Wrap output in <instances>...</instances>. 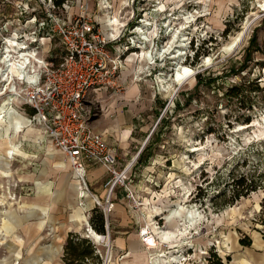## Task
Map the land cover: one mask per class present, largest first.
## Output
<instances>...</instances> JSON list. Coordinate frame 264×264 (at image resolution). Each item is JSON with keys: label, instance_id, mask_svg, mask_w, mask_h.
I'll list each match as a JSON object with an SVG mask.
<instances>
[{"label": "rangeland", "instance_id": "1", "mask_svg": "<svg viewBox=\"0 0 264 264\" xmlns=\"http://www.w3.org/2000/svg\"><path fill=\"white\" fill-rule=\"evenodd\" d=\"M88 2L89 12L97 16L102 30L120 35L117 43L110 44V50L123 59L118 86L100 91L90 103L92 125L97 130L107 129L105 135L117 155V169H126L153 131L142 158L138 156L126 171V183L134 196H127L126 185L121 182L111 195L115 206L107 211V220L113 261L119 254L114 238L124 227L120 223L127 221L137 243H142L140 228L150 227L156 241L151 255L154 259L165 257L167 264H210L215 261L212 251L225 264H250L248 260L254 261L255 253L262 257L264 0ZM82 3L66 0V6L59 7L53 0H0V62L7 54V40L16 35L24 45L35 37H46L40 54L59 63L65 47L53 34L49 13L74 20ZM253 20L241 48L226 50ZM184 66L194 69L195 74L178 83L174 74ZM199 73L200 82L196 77ZM6 79L2 70L0 114L8 125L9 108L23 117L29 112L22 98L12 94V86L19 88L20 80L9 86ZM133 84L138 91L128 98ZM235 85L244 91L232 99L226 93ZM257 86L261 89L256 90ZM247 117L249 123L245 122ZM35 128L38 133H31ZM9 146L5 155L10 169L8 163L6 167L0 163V222L7 211L15 212L22 217L17 231L24 236V227L38 221L34 217L23 223L25 201L40 198L52 212L61 209L63 221L78 207L85 211V225L73 228L87 237V219L93 214L89 207L105 215L96 201L104 204L108 197L106 183L111 174L106 168L102 166L104 173L96 184L89 180L90 191L83 190L68 158L52 145L37 121H28L16 130ZM241 174L255 181L258 188L233 200L232 182ZM45 218L51 220L52 215ZM162 232L172 235L165 239ZM242 239H249L251 244H243ZM257 242L261 243L259 251L253 247ZM99 243L106 249L104 242Z\"/></svg>", "mask_w": 264, "mask_h": 264}, {"label": "built area", "instance_id": "2", "mask_svg": "<svg viewBox=\"0 0 264 264\" xmlns=\"http://www.w3.org/2000/svg\"><path fill=\"white\" fill-rule=\"evenodd\" d=\"M80 7L74 20L49 13L48 22L53 34L64 44L65 53L60 62L54 64L40 54L39 47L46 37H35L27 43L26 52L34 53L36 57L27 56L32 62L27 63L25 75L19 79V88L12 86V94L19 95L25 106L34 111L28 120L40 123L52 145L66 155L83 190L90 191L86 179L88 164L101 165L111 174L106 183L109 188L107 200L104 204L99 199L96 201L105 212L106 231L101 236L106 239L110 238L107 211L110 212L114 205L111 201L114 188L118 182L126 185L130 198L134 191L126 183L127 167L122 171L117 169V155L109 146L106 135L92 125L94 112L89 95L118 86L123 59L110 50V44L117 43L120 35L102 30L97 16L89 12L88 0H83ZM153 235L149 226L140 228V237L147 245L148 237ZM87 237L93 243L97 241L89 233ZM97 242L106 244V241ZM110 249L109 245L102 250L95 247L99 262L86 258L85 264H110L113 258Z\"/></svg>", "mask_w": 264, "mask_h": 264}, {"label": "crops", "instance_id": "3", "mask_svg": "<svg viewBox=\"0 0 264 264\" xmlns=\"http://www.w3.org/2000/svg\"><path fill=\"white\" fill-rule=\"evenodd\" d=\"M137 91V85L133 84L127 92L126 96L128 98H131L135 93H137ZM98 93H91L89 95V103L93 101L92 99L96 97L95 95H97ZM11 109L9 108L7 113L9 119L8 125L5 124L6 120L2 118L0 114V163H2L4 167H6V163H8V158H6L5 153H7V150L11 149L9 145L14 140L16 130H19L23 124H26L29 120H27L25 117H29V115H31L30 107H28L27 109L29 115L25 113V117L21 116L20 113L14 110L12 111ZM17 124L20 125L19 129H16ZM10 130L14 132L12 136L10 135ZM38 131L39 129H36L31 133H38ZM97 131L103 134L107 133V129ZM136 159L137 155L130 162H135ZM7 165L8 167L10 166V160ZM96 165L97 164H88L86 169L87 182H89L90 180L93 185L97 183L98 178L104 173V168L101 165ZM3 175L7 176L8 174H5L3 172ZM74 177L76 178V180H78L76 175ZM72 187H74V189L76 190L75 187H77V185L73 184ZM25 203L26 214H24L23 223L25 225L26 223L28 224V221L34 217L37 218L38 221L34 224L30 222L29 225H26L24 227L23 236L20 235L17 231L21 226L22 217L18 216V214L13 211H7V213H5V216L3 218L1 217V220L3 221L0 222V230L3 234H0V264H20L21 260H23L25 264H66V262L64 261V245L66 243V239L71 232L81 234L77 228L85 225L83 223L87 215H85V211L78 210V207L73 211V213L69 215L67 220L63 221V219L61 218V209H56L54 212H52V207L45 202H42L40 198L32 202L25 201ZM93 209V206L89 207V210L93 211ZM49 214L52 215L51 220L45 218L49 217ZM88 221L89 220L87 219V224ZM48 226L49 231L47 230ZM120 226L124 227L120 228V230L118 231L119 233L114 238L115 252L119 254L116 260H112L111 264H160L161 259L165 258L161 256L154 259L155 257L151 255V251L153 250L152 246L145 244L142 239V243H137L134 239L132 230H130V228H127V226H132L128 221L126 223L121 222ZM73 227L77 228L74 229ZM171 235L172 233H170V236ZM163 236L165 239L169 238H166L165 235ZM94 243V247H98L101 250L103 249L100 243H98L97 241H94ZM260 246L261 243L257 242L253 247L255 251H259ZM4 248L7 251L6 254H4V250H2ZM253 255L252 257L254 261H252V259L248 260L250 264H264V252L262 254V257L259 256L258 253H255Z\"/></svg>", "mask_w": 264, "mask_h": 264}, {"label": "trees", "instance_id": "4", "mask_svg": "<svg viewBox=\"0 0 264 264\" xmlns=\"http://www.w3.org/2000/svg\"><path fill=\"white\" fill-rule=\"evenodd\" d=\"M55 6H62L66 0H53ZM58 64V63H56ZM200 82L202 80V74L199 73L196 76ZM261 87L257 86L256 90H260ZM244 89L240 86H231L227 90V95L232 99H237L242 95ZM31 114H34V111L31 109ZM251 119L249 117L245 118V122L249 123ZM147 149V146L143 149V151L139 154L138 159L140 160ZM247 175L241 174L239 177L233 179L232 186H233V200L239 199L242 196H246L251 191H254L258 188V184L253 181L249 180ZM90 225L91 227L100 233H105L106 228V217L104 213L94 208L93 214L90 217ZM243 244L250 245L251 241L242 239ZM245 242V243H244ZM212 256L214 257L213 263L210 264H225L223 259L216 253L212 251ZM86 258H92L95 262H99V256L95 254V247L92 243V240L88 237H84L79 233L71 232L69 233L66 243L64 245V261L66 264H85ZM215 262V263H214Z\"/></svg>", "mask_w": 264, "mask_h": 264}, {"label": "bare ground", "instance_id": "5", "mask_svg": "<svg viewBox=\"0 0 264 264\" xmlns=\"http://www.w3.org/2000/svg\"><path fill=\"white\" fill-rule=\"evenodd\" d=\"M263 8H264V3H263ZM263 8H262V10H263ZM106 21H108L109 24H115V22H110L111 20L109 21V19H107ZM115 21H116V19H115ZM254 23H255V20L250 21V22L248 21L244 30L239 32L238 35L232 41V43L230 45H227V47H225L226 50L237 51L238 49H240L241 46L243 45V43L245 42L246 37H248L247 35L249 34V31H251ZM112 29L115 32V30H116L115 27H113ZM18 39H19L18 36L15 35L12 38H9L7 40V42H8L7 50H6L7 54H6V57L0 62V72L3 70V74L4 75L6 74V78H7L6 81L9 82L8 83L9 86H11V84H13L16 80H19L22 77H24L25 71L27 69V63L32 62V60L27 59V56L30 55V56L36 57L34 53L26 52L27 46L20 43ZM1 64H5L7 67L4 68ZM194 74H195L194 69H192L188 66H184L181 70L177 71L176 74H174V80L178 83H183L186 80H188L190 77H193ZM8 100H10V99H8ZM19 128H20V125L17 124L16 129H19ZM148 137H150V136H148ZM137 157H138V154H137ZM131 164H132V162L129 163V166L127 165V170L130 168ZM114 206H115V204L113 205V207ZM180 213H181L180 211H175L174 214L178 216V215H180ZM88 233H89L90 237L96 239L97 241H106V245H109L111 247L110 250H112L111 237L110 238L106 237V239H103L101 234L97 233L90 226L88 227ZM162 235H165L166 238L170 237V233H167V232H162ZM148 241H149V246H155L156 245L155 235L149 236ZM112 260H113V258H112ZM164 263L165 264L168 263V261H166V258L161 259L160 264H164Z\"/></svg>", "mask_w": 264, "mask_h": 264}, {"label": "water", "instance_id": "6", "mask_svg": "<svg viewBox=\"0 0 264 264\" xmlns=\"http://www.w3.org/2000/svg\"><path fill=\"white\" fill-rule=\"evenodd\" d=\"M152 133H153V131L150 133V136H151ZM149 138H150V137H147L145 143H144V144L142 145V147L140 148L139 152L137 153L138 156H139L140 152L143 150V148H144V146L146 145V143H147V141L149 140ZM88 224L90 225L89 221H88Z\"/></svg>", "mask_w": 264, "mask_h": 264}]
</instances>
